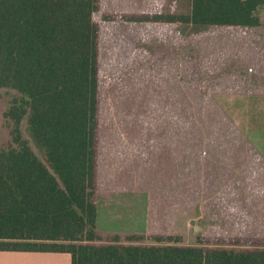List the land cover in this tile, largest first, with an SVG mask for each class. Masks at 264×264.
I'll use <instances>...</instances> for the list:
<instances>
[{
	"label": "rangeland",
	"instance_id": "1",
	"mask_svg": "<svg viewBox=\"0 0 264 264\" xmlns=\"http://www.w3.org/2000/svg\"><path fill=\"white\" fill-rule=\"evenodd\" d=\"M189 11L190 0H103L102 7ZM102 14L99 187L147 191L153 202L150 233L119 243L166 245L155 237L173 236V245L197 246L199 237H264V158L235 124L234 105L223 107L236 96L264 94V6L256 28L116 24ZM19 96L0 89V152L16 147L5 114ZM27 127L25 119L22 136L43 160Z\"/></svg>",
	"mask_w": 264,
	"mask_h": 264
},
{
	"label": "trees",
	"instance_id": "2",
	"mask_svg": "<svg viewBox=\"0 0 264 264\" xmlns=\"http://www.w3.org/2000/svg\"><path fill=\"white\" fill-rule=\"evenodd\" d=\"M264 0H190V11L103 13V0H0V89L16 147L0 152V252L70 254L72 264H264V237L197 246L124 245L97 233L103 132L102 25L256 28ZM28 132L40 159L22 136ZM142 239L143 235H128ZM204 243L224 245L203 247ZM241 247V248H239Z\"/></svg>",
	"mask_w": 264,
	"mask_h": 264
},
{
	"label": "crops",
	"instance_id": "3",
	"mask_svg": "<svg viewBox=\"0 0 264 264\" xmlns=\"http://www.w3.org/2000/svg\"><path fill=\"white\" fill-rule=\"evenodd\" d=\"M252 72V71H251ZM235 124L244 137L264 158V94L236 96ZM152 197L147 191L114 190L104 193L98 187L97 233L108 239L113 236L148 235L153 216ZM0 264H72L70 254L46 252H0Z\"/></svg>",
	"mask_w": 264,
	"mask_h": 264
}]
</instances>
